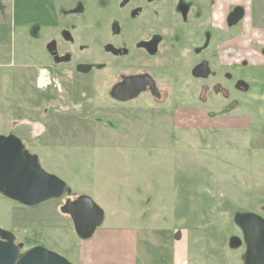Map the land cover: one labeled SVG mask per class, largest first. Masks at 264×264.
<instances>
[{"label": "rangeland", "instance_id": "374dc122", "mask_svg": "<svg viewBox=\"0 0 264 264\" xmlns=\"http://www.w3.org/2000/svg\"><path fill=\"white\" fill-rule=\"evenodd\" d=\"M57 2L0 0V135L12 132L20 138L44 170L67 183L66 197L89 196L105 213L99 229L141 227L145 236L151 235L149 244L138 241L139 264H173L176 233L186 242L183 264H243L245 245L234 215L264 217V119L250 113L259 123L249 131L250 124L237 126L233 120L237 112L218 111L231 100L264 109V66L241 63L221 69L216 48L232 33H221L218 44L210 42L206 49L203 41L212 34L208 27L187 46L183 62L175 55L158 59L154 71L165 93L166 78L178 65L191 69L207 61L215 76L205 81L187 73L176 82L171 78L173 89L160 106L146 95L115 102L109 91L117 77L137 72V63L145 67L150 57H141L132 44L125 58L105 54L100 46L84 50L93 33L74 29V38L82 41L74 43V61L44 66L38 40L46 23H56ZM252 12L264 24V0H255ZM76 19L80 27L82 17ZM95 34L104 42L103 30ZM114 42L120 46L117 38ZM83 60L92 62L89 76L74 75L68 83L59 77L64 72L71 77L75 66L86 64ZM183 69L176 72L183 74ZM243 81L245 92L236 87ZM201 84L209 88L202 102ZM214 84L225 86L232 97L214 92ZM204 109L217 112L213 117ZM246 114L239 116L247 119ZM66 197L26 207L0 194V227L14 232L26 248L41 245L75 263L88 240H81L71 218L61 213ZM127 215L133 218L120 219ZM121 246L125 261L133 264L134 244L129 239Z\"/></svg>", "mask_w": 264, "mask_h": 264}, {"label": "flooded vegetation", "instance_id": "af4514ba", "mask_svg": "<svg viewBox=\"0 0 264 264\" xmlns=\"http://www.w3.org/2000/svg\"><path fill=\"white\" fill-rule=\"evenodd\" d=\"M57 1L59 0H56V2ZM222 1L223 0H60L56 23H46L43 39L38 40L44 46L40 56L45 61L44 66L47 65L50 68H54L52 64L58 66L73 62L74 43L82 42L78 35L74 38V29H82L83 31L88 29L89 35L93 33V36H90L86 42L84 50L87 51H92L94 47L97 48L100 46L105 49V54L113 56L118 55L120 58H125L128 56L129 52H131L128 47L132 44L133 47H136L138 51L137 54L140 53L141 57L148 55L150 60L145 67L141 62L137 63V72L121 73L109 91L110 99L119 103H131L146 95L155 102V105L160 106L163 101L167 100V94H170L168 89L170 88V92L173 89V87H170L169 82L171 78H174L173 81L176 82L187 73L194 80L205 81L209 77L216 75L207 61L204 63H197L195 66H192L191 69L186 68L185 65H178L179 68L177 67L176 71L184 68L182 70L183 74L179 71H175L174 74L166 78L168 86H164L167 92L165 93L160 87L157 76L155 75L156 71L154 70H156L155 64L158 59L167 60L173 58V55H175L177 58L183 57L181 61L183 62L187 46L191 42L199 41L208 27L212 31V34L210 38L203 41V43H208L206 49L210 47V42L217 43L221 40V33H223V30L221 22L216 18V13L218 15L221 11ZM254 6L255 0H251L249 2V8L253 10ZM245 7V5L228 4L226 7L227 24L228 21L232 22L238 18ZM79 16L82 17L81 22H83L80 27L79 25H75L77 23L76 21H78L76 17ZM99 29H101V31L103 30L104 42L95 34V31ZM116 38L120 41V46L115 45L114 40ZM34 41L35 39H32V42ZM218 47L220 48L219 44L217 45L216 51L220 54V49ZM83 63L86 64L75 66V72L70 73L71 77L68 76L66 72L59 77L66 82L68 77L72 79L74 75L84 74L89 76L94 69L93 66H91L92 62L84 61ZM220 63L219 67L221 68ZM202 66L207 71L205 77L199 76L201 71L198 72V70L202 68ZM133 76H139L140 78L148 76L152 84H139V91L142 90L136 98L125 102L115 99L112 96L113 87L121 83L124 78ZM236 87L242 92L247 91L243 88L245 85L242 82L236 85ZM212 90L216 93H222L226 99L232 97L230 90L223 85L214 84ZM205 91H209V88L201 84L199 90L201 102L204 100L203 94ZM70 92H72V90L68 91L67 94L70 95ZM132 94V92L128 91L124 96L127 97ZM236 103L237 100H231V102L225 104L218 113H228L233 109ZM173 105L175 106V104ZM206 110L207 109H204V111ZM44 111L46 114L47 110L45 109ZM214 112L217 111H212L211 109L209 114L212 115ZM22 121L27 122V119H22ZM11 133L12 132L9 134ZM69 199L72 201L74 200L73 197L67 196L66 201ZM0 228L3 229L2 227ZM3 230L9 231L7 229ZM11 233L16 237L15 243L17 245L21 244V241H17L16 234L14 232ZM22 244L24 245L21 250L22 253L33 247L30 246L26 248V245L24 243Z\"/></svg>", "mask_w": 264, "mask_h": 264}, {"label": "water", "instance_id": "95a60500", "mask_svg": "<svg viewBox=\"0 0 264 264\" xmlns=\"http://www.w3.org/2000/svg\"><path fill=\"white\" fill-rule=\"evenodd\" d=\"M201 71V72H200ZM199 76L207 71L202 66ZM139 84H152L146 76L126 77L113 87L112 96L125 102L136 98ZM128 91L133 94L125 97ZM68 185L58 176L44 170L37 155L29 152L17 136L0 135V194L26 207H34L50 200H62ZM62 214L71 218L74 231L81 240H90L105 220L104 211L86 195L67 200ZM234 223L241 230L245 252L243 264H264V217L253 212H237ZM13 233L0 228V264H76L44 246H34L24 253V245L15 243Z\"/></svg>", "mask_w": 264, "mask_h": 264}, {"label": "crops", "instance_id": "0c3cea01", "mask_svg": "<svg viewBox=\"0 0 264 264\" xmlns=\"http://www.w3.org/2000/svg\"><path fill=\"white\" fill-rule=\"evenodd\" d=\"M251 0H223L221 2L222 7L221 11L216 13V18L221 22V27L224 33H232L231 38L222 40L220 42V65L222 69H235L241 63L251 67H263L264 66V24L256 22L254 17L255 14L252 12V9L249 8V2ZM228 4H237V5H248L245 7L241 15L236 18L234 21H228L226 17V7ZM234 29V32H233ZM245 85V81L242 82ZM247 90V86L243 87ZM233 113H238L237 119H233L235 122H238L237 126H248L249 131L254 124H258L256 119L251 116L252 114H257V119L264 118V109L259 105H254L252 107L249 104H244L240 101H237L235 106L232 109ZM254 111V112H252ZM248 113L251 117V123L249 122V117L247 119L243 118L244 116H239L240 113ZM210 112L206 111V114ZM235 117V116H234ZM242 118V119H241ZM252 124V125H251ZM262 124V122H260ZM138 202V201H137ZM132 219V216L127 215L126 217H121L122 221L124 219ZM120 230L116 229H98L94 236L88 240L84 241L80 253L75 261L76 264H127L124 256V249L122 248V243L127 240H131L134 244L136 250V261L133 264H139V243L142 241L146 244L150 242V236H145V231H142V228ZM149 233V232H147ZM159 247L163 248V243H158ZM173 251V264H183L184 261V250L186 248V242L182 238L181 234H175L173 242L171 245ZM148 264V263H145Z\"/></svg>", "mask_w": 264, "mask_h": 264}]
</instances>
